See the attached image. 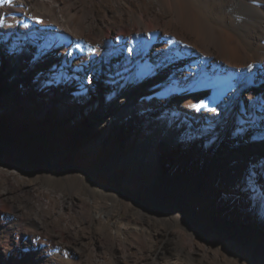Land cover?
<instances>
[{
    "label": "rangeland",
    "instance_id": "1",
    "mask_svg": "<svg viewBox=\"0 0 264 264\" xmlns=\"http://www.w3.org/2000/svg\"><path fill=\"white\" fill-rule=\"evenodd\" d=\"M190 2L211 26H222L218 2ZM32 15L24 18L0 6V167L21 175L17 183L9 182L11 194L0 196V264H91L95 255L101 256L102 263L112 264L109 243L117 234L133 246L135 254L127 264L135 263L137 256L144 257L139 264H158L155 255L165 240L168 254L164 261L170 251L185 246L200 257L208 250L206 264H264V219L251 204L263 184L257 185L247 171L234 178L235 186L229 188L233 193L222 182H213L217 172L238 174V156L243 149L253 154H258L260 146L264 150L252 120L262 100L251 108L247 96L239 98L204 136H191L184 149L181 145L173 155L159 149L150 160L158 139L168 129L177 128L170 123V115L156 117L150 110L133 126L125 111L121 117L100 120V108L115 99L114 94H99L94 80L89 85L77 79L78 74L73 77L65 71L60 75L43 65L38 66L45 72H34L31 87L10 88L17 77L7 72L6 57L14 55L16 48L7 35ZM64 15L74 33L59 24L63 33L36 36L33 47L38 61L62 59L64 49L72 47L76 51L73 61L80 66L95 53L98 39L82 30V17L73 18L75 11L65 9ZM47 21L53 26L52 17ZM124 30L118 24L106 27V43L118 45ZM138 86L136 79L125 81L117 96L128 97L130 87ZM165 87L160 88L163 94ZM60 90H66L74 101L53 103ZM155 93L146 86L141 99L148 100ZM197 96L182 92L172 104L177 98L180 104H201L202 97ZM33 101L35 105L25 106ZM173 106L172 112H180ZM118 119L131 127L124 138L115 133ZM195 123L196 119H190L185 127ZM189 143L195 145L190 153ZM45 188L72 194L76 204L72 222L78 230L67 233L59 229L58 222L49 233L40 230L30 204L43 199L39 191ZM228 215H232L231 221ZM245 242L250 249L245 248Z\"/></svg>",
    "mask_w": 264,
    "mask_h": 264
},
{
    "label": "bare ground",
    "instance_id": "2",
    "mask_svg": "<svg viewBox=\"0 0 264 264\" xmlns=\"http://www.w3.org/2000/svg\"><path fill=\"white\" fill-rule=\"evenodd\" d=\"M215 1L219 3L218 10L223 15L222 26L219 27L211 26L190 0H0V6H4L5 10L21 13L24 18L35 11L33 18L13 27L7 35L16 48L14 55L6 57L9 60L7 72H13L17 77L14 85L9 84L10 88L16 85L18 90L24 85L31 87L34 72H45L38 66L43 65L53 68L60 75L65 71H70L73 77L78 74L77 79L89 85L94 80V89L99 94H114L115 99L100 108V120L121 117L125 111L132 117L133 126L135 121L148 116L150 110H154L152 114L156 117L170 115V123L176 124L177 128L168 129V133L158 139L152 147L150 160L156 157L159 149L173 155L181 145L184 149L185 140L191 136H204L216 127L223 112L231 111L236 100L247 96L251 108L259 99L262 100L256 106V118L252 120L258 128L257 138L264 142V0ZM65 9L75 11L73 18L81 16L82 30L98 39L97 50L80 66L73 61L76 51L72 47H66L62 59L57 61L51 57L38 61L37 50L33 47L32 40L36 36L45 37L55 31L63 33V28L74 33L72 24L65 20ZM50 17L53 18V26L47 23ZM117 24L125 30L120 43L112 46L106 43L103 31ZM132 79L138 80V88L130 87L128 97L117 96L125 81ZM164 85H167L163 91L165 94L160 90ZM146 86L156 93L148 100H142L141 94ZM11 91L14 93V90ZM182 92L197 93L202 97L201 104H180L178 98L172 104V100ZM57 94L53 103L68 105L74 101L66 90ZM164 99L166 101L162 104ZM35 101L27 102L25 106L35 105ZM173 105L180 112H172ZM188 119H196L193 128L185 127ZM114 125L115 133L120 137L124 138L131 132V127L122 119ZM189 144L187 150L190 153L195 145ZM223 148L227 151L228 147L224 145ZM238 158V174L217 172L213 182H222L228 189L233 188L234 178L247 171L257 185L263 184L251 204L256 206V211L264 219V150L260 146L258 154H253L243 149ZM20 176L17 170L0 167V196L11 194L13 187L9 186V182L17 183ZM230 190L228 192L233 193ZM39 193L43 199H35L30 205L41 231L49 233L57 222L59 229L67 233L78 230L72 222L76 206L72 194H61L46 188ZM227 218L231 221L232 215ZM199 220L203 222L204 219L199 217ZM110 238L112 264H127L135 254L133 246L126 244L123 236L118 234ZM166 241L155 253L158 264H182L186 261L206 264L208 250L200 257L185 246L178 247L174 253L170 251L167 261H164L163 257L168 254ZM244 245L246 249L251 248L249 243ZM100 258V255H95L91 264H108L102 263ZM136 260L133 264L144 262V257L137 256Z\"/></svg>",
    "mask_w": 264,
    "mask_h": 264
},
{
    "label": "snow or ice",
    "instance_id": "3",
    "mask_svg": "<svg viewBox=\"0 0 264 264\" xmlns=\"http://www.w3.org/2000/svg\"><path fill=\"white\" fill-rule=\"evenodd\" d=\"M213 111H215V109H213Z\"/></svg>",
    "mask_w": 264,
    "mask_h": 264
}]
</instances>
